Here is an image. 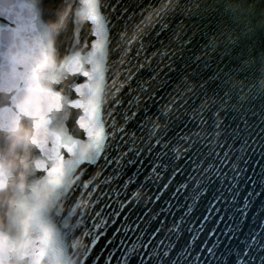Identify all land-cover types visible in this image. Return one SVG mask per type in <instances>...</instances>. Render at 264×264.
<instances>
[{
  "label": "water",
  "instance_id": "obj_1",
  "mask_svg": "<svg viewBox=\"0 0 264 264\" xmlns=\"http://www.w3.org/2000/svg\"><path fill=\"white\" fill-rule=\"evenodd\" d=\"M169 2L99 0L110 29L100 109L106 139L92 161L93 138L81 127L86 113L74 106L84 99L76 89L89 80L69 63L78 57L83 70L91 69L86 57L96 40L95 25L77 15L85 0H71L70 22L55 43L60 64L51 86L61 108L46 118L50 130L72 139L75 151L58 149L64 162L61 183L37 209L28 232L32 240L47 232L44 255L35 260L29 254L20 264H124L121 254L133 244L139 260L131 264H264V97L245 99L264 81V0H202L204 6L223 2L235 9L219 24L223 38L216 50L209 47L215 35L209 29L217 21L208 24L180 9L157 15ZM40 3L44 11L34 0H0V73L12 71L19 51L21 64L35 53V42L28 53L21 50L17 22L34 13L27 36L42 37L45 23L65 0ZM179 3L190 9L192 0ZM225 47L235 49L239 63L221 58ZM224 80L234 91L222 87ZM39 95L33 93V101ZM129 133L135 134V147L144 148L139 156L129 153ZM183 136L196 140L200 158L207 157L200 169ZM157 137L168 148L156 145L149 153L147 145H155ZM46 147L51 151L52 139ZM229 147L237 168L231 170L230 163L220 175L206 174L208 163H218L210 153L222 156ZM161 151L166 154L157 158ZM37 157L41 163L26 192L30 207L35 203L31 187L49 177L45 168L53 163L40 151ZM124 226L127 232H116ZM21 232L16 225L9 239Z\"/></svg>",
  "mask_w": 264,
  "mask_h": 264
},
{
  "label": "clouds",
  "instance_id": "obj_2",
  "mask_svg": "<svg viewBox=\"0 0 264 264\" xmlns=\"http://www.w3.org/2000/svg\"><path fill=\"white\" fill-rule=\"evenodd\" d=\"M39 4L40 0H34ZM72 16L71 0L57 11L55 18L45 23L42 37L28 39V31L23 23L17 35L24 39L21 50L28 53L34 48L35 53L27 55L25 63L17 68V72L27 71L28 79L35 76L42 87L51 89L55 83L60 61L55 47L57 37L67 29ZM43 44V50L40 45ZM21 51L13 56L19 57ZM11 72L0 73V264H20L21 260L35 251L34 259L44 255L48 244V234L37 240L29 239L28 232L35 219L37 209L52 196L53 189L61 183L64 164H61L60 175L40 177V183L31 187L35 203L30 207L26 200L29 181L39 169L37 152L36 120L21 111L28 90L18 95L17 85L22 83ZM54 136L62 133L50 130ZM74 146V145H73ZM52 166V164L50 165ZM16 225L22 226L21 234L13 241L9 239V230Z\"/></svg>",
  "mask_w": 264,
  "mask_h": 264
},
{
  "label": "snow or ice",
  "instance_id": "obj_3",
  "mask_svg": "<svg viewBox=\"0 0 264 264\" xmlns=\"http://www.w3.org/2000/svg\"><path fill=\"white\" fill-rule=\"evenodd\" d=\"M85 2L86 7L81 10L77 15L90 20L91 23L95 25L94 35L96 37V40L91 45L92 51L86 57V61L89 65H91V69L83 70V65L80 64L78 57H74L72 59V61L69 63V68L75 66L76 70L82 71L83 75L88 77L89 80V83L82 85L76 89L77 92H79L84 99L82 101L75 102L74 106L77 108H83L85 110L86 116L81 120V127H86L89 135L93 138L92 147L94 148V151L90 154L88 158L92 161H95L101 153L104 146V141L106 139V137L102 134L103 128L101 126L100 120V109L103 103L102 96L104 93L105 85L104 73L106 71L105 62L110 45V29L106 27L104 17L101 15V5L99 3V0H85ZM39 6L41 8V11H44V5L42 3H39ZM62 6L63 5H61L60 8ZM28 7L31 10V5H29ZM174 9H180L189 17L198 16L201 19H207L208 24H212L213 20L217 21L215 27L209 29L210 32L215 33V35L209 42V47L213 50H216L218 44L222 42V34L218 33V27L221 20L225 15H227L230 10L235 11V9H232L230 5H226L223 2L218 4H208L207 6H204L202 4V0H192L191 8L189 9L186 6H182L179 3V0H170L168 5L162 6V8L157 12V15H161V13L167 15L168 12H171ZM55 15L53 16V18H55ZM35 18V14L33 13L30 15L29 19L24 21H22V19L19 20L17 22V27L15 31L19 33L22 23L25 30H27L28 32L32 31L34 29L32 21H34ZM9 19H11V17H9ZM147 22L152 23V18L149 17ZM113 27L115 26L113 25ZM205 34L207 35V33ZM228 39L231 40V37H229ZM232 43H235V41H232ZM40 50H43L42 43L40 45ZM234 53V48L230 49L225 47L221 52V58H228L233 62L239 63L238 60L233 59ZM21 63L22 61L19 57L14 59L15 66L13 67V75L16 76L19 81H23L22 83H18L17 85V94H22L25 91V88H27L28 90V96L25 99L23 105H21V111L30 115L36 120L37 142L40 145L39 151L41 153H44L47 158L53 162L52 166H47L45 170L48 171L49 177H55L57 175L62 174L61 164H64L58 149L61 147H66L69 153H73L75 151L73 146L74 142L70 137L64 135L63 133L62 136L57 137L49 131L50 118L46 117L48 113H50L53 109L59 110L61 108V98L56 92L52 91L51 89L42 87L35 76L31 77V79L29 80L27 71L17 72V68L21 65ZM56 82L57 80H55V83ZM226 84L227 81L224 80L222 82V87L227 88L229 93L234 91V88L226 87ZM33 93L40 94L39 98L35 101H33L32 99ZM255 97H264V81L261 82V85L258 90H254L248 93L245 99H251ZM169 116L170 113L161 112V117L168 118ZM85 119H87L86 125L84 124ZM177 119H179V117H177ZM158 122L159 118L156 122H154L153 126L155 127ZM165 127L167 130V125ZM120 131L124 132L125 130L120 129ZM128 135L133 144V146L129 148V153L134 151L136 155L139 156L144 151V148L135 147L134 133H129ZM49 139H52L54 144V147L51 149V151L46 147V144H48ZM182 139L185 141H189L190 137L183 136ZM141 143L143 144L144 141H141ZM196 144V140H190L189 151L195 149L192 155V163L197 169H200L205 164L207 157H205L204 159L200 158V149L196 147ZM156 145H159L162 149L165 150L168 148V144L164 142V138L157 137L155 140V145H152L150 143L147 145L148 152L151 153ZM220 147H223V145H220ZM230 152L231 148L229 147V149L225 151L221 156L220 153L215 152L213 150L210 155H212L214 157V161H218V163H208L207 167L203 168V171L206 174L211 173L214 175H220V170L222 168L227 167L230 163L231 170H235L237 168V164L231 162ZM165 154V151H161L157 153V158H160ZM40 163V161H37V167H39ZM128 163L133 164L136 163V161L129 160ZM121 207H123V205H121ZM97 215L100 214L97 213ZM102 223L106 224L107 221H102ZM113 224H115V220H113ZM121 230L127 232V226H124L123 228H117L116 232L119 233ZM115 234L116 233H114V235ZM109 243H111V241H109ZM120 244L121 246H124V241L121 240ZM137 252L138 250L135 244H133V247L131 249H126V253L121 254L120 259L123 260L124 264H131V261L133 259L139 260ZM32 255L35 256L34 250H32ZM164 255L166 256L168 255V253L165 252ZM149 264H152V262L150 261Z\"/></svg>",
  "mask_w": 264,
  "mask_h": 264
}]
</instances>
